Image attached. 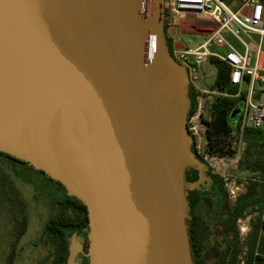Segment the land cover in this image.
<instances>
[{
    "label": "water",
    "instance_id": "95a60500",
    "mask_svg": "<svg viewBox=\"0 0 264 264\" xmlns=\"http://www.w3.org/2000/svg\"><path fill=\"white\" fill-rule=\"evenodd\" d=\"M162 2L0 0V152L85 206L88 264H194L187 190L213 185Z\"/></svg>",
    "mask_w": 264,
    "mask_h": 264
},
{
    "label": "rangeland",
    "instance_id": "374dc122",
    "mask_svg": "<svg viewBox=\"0 0 264 264\" xmlns=\"http://www.w3.org/2000/svg\"><path fill=\"white\" fill-rule=\"evenodd\" d=\"M225 1L234 9H239L245 1L249 0ZM260 1L264 4V0ZM182 38L191 47H195L202 40V36L197 34H183ZM226 39L231 45L242 51L243 47L237 40L231 37ZM262 41L264 49V37ZM211 50L224 54L226 47H212ZM202 67L205 69L202 81L206 79L211 82L215 76L214 67L209 64H203ZM206 80L205 82H207ZM204 84H200L201 90L198 91L197 107L193 118L187 121L188 127H194L191 131L188 130L189 135L192 137L191 148L208 165L210 171L221 179L227 196L230 194L229 190L234 191L235 198L228 197L231 207H234L237 200L246 194L249 189L252 192L250 199L256 198V203L247 207L243 212V217H241V223L248 227V232L244 239L239 242L240 250L246 248L249 253L257 245L256 238H258L261 231L260 216L264 210V143L252 144L245 137V130L243 132L232 131L227 139L230 141L229 148L233 150V153L225 156L210 155L207 152L204 120L209 118L211 103L220 93L214 90L213 84ZM204 90H207V92ZM260 130L264 131V129ZM190 132H193V134H190ZM3 166L4 173L8 174L13 188L23 201L27 214V226L23 235L13 247L15 227L11 212H15L18 207L15 203L9 205L8 201L0 196V264L6 263L9 252L13 248L15 258L12 264H53L55 245L46 237H42L43 240L40 239L47 217L57 214L56 207L50 211L47 206L48 197L54 196L50 189L54 188L53 184L29 168L16 166L15 168L23 174V176L17 177L6 165ZM220 221L219 219L217 222L216 220L213 222L215 233L212 236L214 242L218 243L219 250L225 244L224 237L219 234ZM262 229L264 230V225ZM258 248L261 251L260 240L258 241Z\"/></svg>",
    "mask_w": 264,
    "mask_h": 264
},
{
    "label": "built area",
    "instance_id": "2783aa9c",
    "mask_svg": "<svg viewBox=\"0 0 264 264\" xmlns=\"http://www.w3.org/2000/svg\"><path fill=\"white\" fill-rule=\"evenodd\" d=\"M263 14L264 6L260 0L245 1L239 9H234L225 0H163L161 3V19L166 41L170 43V55L185 68L189 86L195 91L201 90L202 65L209 64L216 71L211 60L228 65L229 82L238 88L235 96L240 93L243 84L247 85L239 118L240 132L247 128L264 129V69L258 64L262 53L260 38L264 36ZM193 32L206 35L195 47L189 46L182 38L183 34ZM253 35H257L259 39L254 41ZM229 36L242 45V51H238L227 41ZM221 46L227 48L224 54L211 50L212 47ZM256 91L263 95L262 100L254 98ZM193 128L188 127V130ZM229 193V198H235L233 190H229ZM241 222L242 219L238 218L239 242L248 232V227ZM217 264H232L230 252ZM233 264H264V252L259 250L258 242L249 253L246 248L241 251L239 244Z\"/></svg>",
    "mask_w": 264,
    "mask_h": 264
},
{
    "label": "trees",
    "instance_id": "16d2710c",
    "mask_svg": "<svg viewBox=\"0 0 264 264\" xmlns=\"http://www.w3.org/2000/svg\"><path fill=\"white\" fill-rule=\"evenodd\" d=\"M167 45L170 51V43L168 41ZM211 62L215 64L216 68L213 88L220 94L213 99L210 107V116L208 119L204 120L206 125L205 135L207 139V152L210 155L225 156L233 153V150L229 148L230 141L227 137L229 133L234 130L238 131L239 129V122L236 124V128L233 127L232 122L234 119L232 118V114L239 109L238 106L245 100V93L240 92L235 96L237 94V88L229 82L228 65L218 60H211ZM198 95L199 92L189 86L191 109L188 113L187 120H189L195 112L197 107L196 97ZM245 132V137L252 144L256 145L264 143V137L261 135L260 130L247 128L245 129ZM199 159L203 162L202 158L199 157ZM3 165H6L17 177L23 176V174L15 168L16 166L29 168L33 172L42 175L53 185L56 184L59 189H62V191L65 192V189L59 182L48 178L42 171L35 170L25 162L0 152V196L3 199L5 198L9 205L15 203L18 207L15 212H11L12 221L15 227L14 247L18 239L26 230L27 214L25 212L23 201L19 197L17 191L13 188V184L8 174L4 173ZM192 171V168L188 169V176H190ZM214 176L222 184L221 179L216 175ZM51 193H53L52 189ZM251 195L252 192L249 189L246 194L237 200V204H235L234 207L228 205L226 209V218L219 222V232L224 237L225 244L220 250L218 263H221L229 252L231 255V263L233 264L235 262L236 255L239 251V238L236 221L238 218L243 217V212L247 207L256 203V198L250 199ZM54 197L55 196L52 195L49 196L48 203L52 207H55V205L58 204V206H56L57 214L49 215V218L46 221L43 237L48 238L49 241L53 242L55 245V259L53 264H65L68 254L67 235L75 231L83 233V235L87 232L86 208L75 197L67 196L65 194V196L61 198L62 200L60 203H56ZM191 219L190 222L188 221V227L191 226L193 228L192 231L189 229L191 249L193 251V248H195L197 252H202L205 239L209 236L210 232L200 216H193L192 214ZM41 240H43V238H41ZM14 258L15 250L13 248L9 252L5 264H12Z\"/></svg>",
    "mask_w": 264,
    "mask_h": 264
},
{
    "label": "flooded vegetation",
    "instance_id": "af4514ba",
    "mask_svg": "<svg viewBox=\"0 0 264 264\" xmlns=\"http://www.w3.org/2000/svg\"><path fill=\"white\" fill-rule=\"evenodd\" d=\"M209 174L212 179V185H213V191L211 190H187L188 193V201H194V209H193V216H200L201 220L204 222V224L209 229V236L205 239L204 242V248L202 252H197L195 248H193L192 256L194 264H217L219 257H220V250L218 243L216 244L212 238L213 234L215 233V230H213V222L216 220V222L220 219L221 221L226 218V209L228 207L229 201L228 196L225 192V189L223 188V184H221L218 179L214 176V174L209 171ZM188 178H192V180H195L197 178V171L193 169V171L190 173V176ZM54 188L52 189V192L54 194V198L56 199V203L61 202V198L65 196L66 191H62V189H59L56 184L53 185ZM67 195V194H66ZM49 210L51 211L54 207L50 206L49 203H47ZM58 206V204L55 205V207ZM221 217V218H220ZM49 217H47L46 221ZM192 219L189 220V222ZM46 221L43 225V231L41 238L44 235V229L46 226ZM236 227L237 221H236ZM190 231L193 230V228L190 226L188 227ZM77 235V240L79 241L81 248L79 253L76 256V261L78 264H88V258L84 256V254L87 252V239L86 234L83 235V233H79L75 231ZM220 234V232H219ZM221 235V234H220ZM40 238V239H41ZM195 247V246H194Z\"/></svg>",
    "mask_w": 264,
    "mask_h": 264
},
{
    "label": "crops",
    "instance_id": "0c3cea01",
    "mask_svg": "<svg viewBox=\"0 0 264 264\" xmlns=\"http://www.w3.org/2000/svg\"><path fill=\"white\" fill-rule=\"evenodd\" d=\"M263 4V3H262ZM263 6H264V4H263ZM263 25H264V14H263ZM187 35L189 34V33H186ZM185 34V35H186ZM190 34H197V35H200V36H202V40H203V38L206 36L205 35V33H198V32H193V33H190ZM230 37V36H229ZM253 37V40L254 41H256L257 39H259V37L257 36V35H253L252 36ZM264 36H262L261 38H260V40H261V50H262V53L260 54V56H259V60H258V64H261V67H262V69H264V49H263V41H262V38H263ZM232 38V37H231ZM233 39V38H232ZM201 40V41H202ZM252 41V40H251ZM253 42V41H252ZM233 46V45H232ZM234 47V46H233ZM236 48V47H235ZM237 49V48H236ZM226 50H227V48H226ZM226 50H225V52H226ZM238 50V49H237ZM243 50V49H242ZM238 51H240V50H238ZM203 70H204V72H205V69L203 68ZM216 72V71H215ZM212 73V72H211ZM260 73H263L262 71H260ZM206 80V79H205ZM205 80L204 81H201V85L202 84H204V85H206V84H210V85H212L213 84V82H214V79H212V81L211 82H209V81H207V82H205ZM244 86H245V89H244ZM236 87V86H235ZM237 88V87H236ZM246 90H247V85L246 84H243L242 85V88H241V90H240V92H244L245 93V97H246ZM237 92H238V88H237ZM254 98L255 99H259V100H262L263 99V95L261 94V93H259L258 91H256V92H254ZM245 101V100H244ZM244 101L238 106L239 107V109L235 112V113H233L232 114V118L234 119L233 120V122H232V124H233V127L234 128H236V124H238V122H239V118H240V112H241V109L243 108V105H244ZM234 131H236V130H234ZM260 132H261V135L264 137V131H261L260 130ZM263 214H264V210H263V212L261 213V216H260V219H261V231H260V234H258V238H256L257 239V242L260 240V249H261V251L262 252H264V230L262 229V226L264 225V218H263Z\"/></svg>",
    "mask_w": 264,
    "mask_h": 264
},
{
    "label": "bare ground",
    "instance_id": "6f19581e",
    "mask_svg": "<svg viewBox=\"0 0 264 264\" xmlns=\"http://www.w3.org/2000/svg\"><path fill=\"white\" fill-rule=\"evenodd\" d=\"M200 74H201V81H202V79H203V74H204V70L202 69V67H201V72H200Z\"/></svg>",
    "mask_w": 264,
    "mask_h": 264
}]
</instances>
